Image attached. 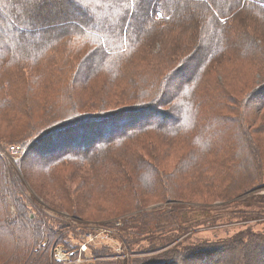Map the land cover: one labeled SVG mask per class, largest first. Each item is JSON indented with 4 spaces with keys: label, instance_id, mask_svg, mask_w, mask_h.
<instances>
[{
    "label": "trees",
    "instance_id": "1",
    "mask_svg": "<svg viewBox=\"0 0 264 264\" xmlns=\"http://www.w3.org/2000/svg\"><path fill=\"white\" fill-rule=\"evenodd\" d=\"M53 1L0 0V113L8 111L6 117L0 115V126L5 125L10 136L6 139L0 131V145L7 143V150L18 147L20 159L16 169L8 164L11 158L0 154V264H74L78 255L86 253L79 251L86 240L77 241L75 248L70 242L85 229L49 216L27 194L25 181L39 188L36 191H44V198L56 208L80 219L129 214L114 228L128 247L154 233L159 237L149 242L153 249L186 233L195 237L202 227L218 220L208 210L175 203L167 210L140 212L148 200L208 198L206 184L214 185L224 197H229L231 189L232 196L223 200H231L238 213H247L237 209L241 206L254 210L239 215V220L264 217V195L252 194L264 188V113L258 114L264 109V35L255 30L264 27V0H64L56 19L51 14L43 16V4ZM64 47L69 51L64 58L67 64L51 66L50 81L39 89L43 94L33 92L31 79L24 80L20 74L2 79L12 68L38 65L47 55L45 62L49 61L54 51ZM146 55L163 61L156 70L161 71L164 63L173 70L160 76L152 69L132 70L134 65L145 69ZM235 61L263 65L254 80L259 84L240 97L211 77L216 76L214 69L228 68ZM241 67V71L232 70L241 73L240 83ZM99 79L124 85L127 102L136 104L125 111L82 113L84 94L76 93L85 92ZM173 82L178 86L172 88ZM90 97V106L99 107L105 101L100 98L97 104L95 93ZM47 123L59 125L43 129ZM87 128L90 133L80 132ZM52 131L61 133L63 142L41 147L47 143L39 144L38 135ZM177 154L180 159L172 164V174H167L165 163L171 158L173 162ZM243 159L252 173L238 177L234 170ZM67 169L75 175L74 195L67 177L59 184ZM122 188L132 192L130 211L98 204L94 216L89 215L90 200L115 199L125 192ZM256 227H247L209 249L221 252L225 246L226 253L245 249L247 255L254 253L256 264H264V229ZM180 243L172 248L176 258L171 264L177 260L204 264L197 257L207 253L208 247ZM58 246L70 255L67 263L55 260ZM160 258L129 264H167Z\"/></svg>",
    "mask_w": 264,
    "mask_h": 264
},
{
    "label": "rangeland",
    "instance_id": "2",
    "mask_svg": "<svg viewBox=\"0 0 264 264\" xmlns=\"http://www.w3.org/2000/svg\"><path fill=\"white\" fill-rule=\"evenodd\" d=\"M57 1V2H56ZM53 1L52 3H46L43 4L42 6V11H45V14L43 16H54L53 18H57V8L61 6H65V1L64 0H56ZM63 9V8H62ZM60 8V11L63 12ZM56 11V12H55ZM56 13V14H55ZM51 14V15H50ZM251 19V18H250ZM250 31V29L248 28ZM256 31H259L262 35H264V27L258 26L255 28ZM64 44V43H63ZM67 48H63L61 51L58 49V53L56 51L53 52V57L49 61L45 60L49 55L46 57L42 58V62L39 63L38 65H22L17 68H12L8 73H5L2 77L3 80L6 79V75L10 74L11 78L16 77V74H20L22 78L25 80V78H30L31 81L33 82L34 90L36 94H43L44 90H39V89H45V85L48 84L50 81L51 76H48V72L51 69V66L54 63H58L62 65L67 64V60H64L65 57H67V54L69 51L66 50ZM87 53L90 51V48L84 49ZM156 51V50H154ZM62 52L64 54H62ZM180 52V51H178ZM147 56V64H145V69L138 68L137 66L134 65L132 67L134 71L136 72H147L152 69V72H155L157 76L165 75L167 74L172 67L167 66L165 63L161 66H159L162 70H156V67H158L157 64L163 63L160 59L156 57H152V55H146ZM78 61V59H75L73 62ZM150 61V62H148ZM138 64V61H137ZM241 66L244 67V72L242 73L243 79H241V83L238 81L240 78L241 73H234L232 72L233 68L235 71H241L243 69ZM262 67L263 65H259V67ZM140 67V66H139ZM258 67V61L253 62L251 64H247V66L244 64V62H236L233 64V66H230L222 69H214V75L216 76H211L215 77L218 79L221 83H223L226 86L231 87L234 90V93L237 92L236 95L237 97H240L241 95L244 94V92L248 91L250 88L253 86L259 84L257 81L255 82L258 78V73H261V69ZM264 69V68H263ZM262 69V70H263ZM55 70V69H54ZM173 70V69H172ZM32 71H35L34 74H30ZM56 71V70H55ZM38 74L37 76L35 74ZM152 75V73H151ZM149 75V76H151ZM59 76V75H58ZM107 79H99L96 83H94L88 90H78L79 93H76L77 96L83 95L82 99V113H103L106 111H114V110H122L125 111L126 108H130L131 106L135 105L136 102H127L126 96H124L126 93V87L124 85L121 86V84L118 85L115 84H110L109 82L106 81ZM112 83L114 79L110 80ZM253 82V83H252ZM252 83V85L250 84ZM173 87L175 88L176 83L173 82ZM39 90V91H37ZM172 90V89H170ZM24 91V89L22 90ZM172 92V91H171ZM95 93L96 94V99H97V104L100 103L102 99H105L103 102L102 106L96 107L95 105L90 106L89 100L91 99V94ZM169 95V94H168ZM38 98V95H36ZM148 97V96H146ZM102 98V99H100ZM145 98V97H144ZM40 105V102L38 101V106ZM6 112H1L0 115L3 117H6ZM264 109L258 113V114H263ZM256 115L255 113H252ZM74 120V119H72ZM70 121V120H69ZM124 123V120H122L120 125ZM55 125V126H54ZM59 124H54V123H47L44 125L43 129L45 128H57ZM7 127H9V124H6ZM116 125H110V128L115 127ZM257 126V124L255 125ZM82 128V127H81ZM92 128V127H91ZM0 131H3L5 133V138L8 139L10 138L9 133L5 125L0 126ZM80 130H77L75 132H78ZM74 132V133H75ZM80 132L90 133L89 128L85 130H81ZM61 133L58 131H52L48 134H43L44 137H42V134L38 135L39 138H37L38 141L42 140L39 142V144L42 143H47V144H42L41 147H44V145H50L54 146L57 144H60L61 140H59ZM41 137V138H40ZM54 138V139H53ZM57 140L56 142L54 140ZM32 140V139H30ZM35 140V141H37ZM7 143H3L0 145V154L7 159V149H6ZM51 147V148H52ZM185 151L188 150V148H184ZM179 158V154L176 155V158L172 162L171 160H168L165 163V172L167 174L173 172L172 168L174 163H177ZM20 159L17 158L15 159H10L7 160L8 164L11 167L18 168L16 164L18 163ZM30 161H34V158L32 157ZM244 162H239L237 165H239L235 170H234V175L238 174V177L241 174H246L248 175L252 169H249L248 164H246L245 159H243ZM241 165V166H240ZM38 167L37 169H39ZM241 172V173H240ZM38 173V172H36ZM70 169H67L65 173L61 174L62 180L59 181L61 184L64 179L66 178V181L69 185V191L71 194H75V187L76 184L72 180L74 179L75 175L70 174ZM143 171L141 170V174ZM39 174V173H38ZM42 177V176H39ZM186 183L189 181L188 178H184ZM207 182H212V179H205ZM235 180V178H234ZM58 184V185H59ZM211 184H206L205 189H207L210 193V197L206 198L203 196L202 198H197V197H192L188 201H181V202H172L168 200H148L147 205L144 209H140L141 213H152L156 210L165 208L167 210L170 207V204L175 203L176 205H181L183 208H191V209H200V210H208L210 216H215L218 220H213L209 225H206L202 227V231L199 233H196L194 236L191 237V233H186L179 237L178 240L176 241H169V242H164L166 243L163 247L162 245L158 246L156 245L155 249H153V246L149 244V242H154L152 239H155L159 237V234H152L148 237H146L145 240L141 241L138 243V245H133V246H126L124 245L121 240L118 237L117 232L114 230L115 225L117 224H122V221L127 219L130 215L125 214L116 218H111V219H105V220H99L95 219L93 217L88 218V217H82L81 219L77 216H73L70 213H67L66 211L60 210L56 208L54 203H51L48 201L46 198H44V191H36L38 189L32 188V185H29L28 181L24 182V187L26 189L27 194L33 199V201L38 204L40 207H42L46 213L58 220H62L67 224L72 225L73 227H77V229L82 228L85 229L86 232L84 234L78 235V239H71L70 242L73 244L74 248L77 246L78 242L77 241H84L87 242V244L82 245L85 247H88V251L86 249V253L82 256L78 255L76 258L74 264H129L130 262H134L137 260H145V259H155L157 257H161L160 259H164L167 261V264H171L172 260L176 258V253H174L175 249H172L175 247V244L178 242H181V246L183 245H189L190 247H195V246H202V247H208L207 248V253L203 254L201 253L198 255L197 258L202 259L204 264H226L228 259L230 258V264H256V256L254 253H248L246 254V250L244 249L243 251L240 252H233V253H226V247L223 246L221 247V252H216L214 251L215 248L209 249L210 245H217L222 239H228L230 237H233L234 234H237V232L245 230L247 227L249 228H254L257 229L256 226H260L258 228H263L264 229V217L259 218V219H247L244 221L239 220L238 216L239 215H249V213H254V210L251 208L250 211H248V208H237L240 209V212L246 213V214H240L236 209H234L233 204H230L232 201L231 200H223V198H229L232 196V191L230 189L229 192V197H224L223 195H220L219 189H217L214 185L210 186ZM46 186L45 182L42 187ZM77 186V188H80ZM191 186V184L189 185ZM141 187V186H139ZM261 187V186H260ZM125 189V188H122ZM185 190L189 191V187H185ZM36 191V192H35ZM135 191V189H134ZM205 194V192H203ZM253 195L259 196V195H264V188H260L254 192H252ZM132 192L129 189H125V192L122 193V191L116 195L115 199H110L108 198L105 201L99 202L98 199L96 200H90V203L88 204L91 206V210L89 211L90 216H94L95 210L98 207V204L101 206H116L121 209H128L125 211H130L129 208H132L134 205V199L131 197ZM127 196V197H125ZM243 196V195H241ZM237 198V197H236ZM234 198V199H236ZM241 198V197H240ZM253 197L247 198V199H242L239 202H247L248 200H251ZM231 199V198H230ZM233 200V199H232ZM8 204V209H10V213L13 214L14 208L10 203L6 200ZM264 206V205H263ZM134 212H131L133 214ZM237 216V219H236ZM257 223V224H256ZM84 227V228H83ZM254 231V230H253ZM171 232L166 233L167 237H170ZM194 234V233H193ZM264 234V232H263ZM76 240V241H75ZM170 240V239H169ZM203 244H207L204 246ZM81 246V247H82ZM80 247V248H81ZM160 247L162 249H160ZM79 248V251H80ZM166 252V253H165ZM166 256L164 257L163 255ZM258 256V255H257ZM207 258V260H204ZM260 258V257H259ZM258 259V258H257ZM170 261V263H168ZM173 264H192L190 262L184 261L180 263L178 260L175 261Z\"/></svg>",
    "mask_w": 264,
    "mask_h": 264
},
{
    "label": "built area",
    "instance_id": "3",
    "mask_svg": "<svg viewBox=\"0 0 264 264\" xmlns=\"http://www.w3.org/2000/svg\"><path fill=\"white\" fill-rule=\"evenodd\" d=\"M19 155V148L15 146H11L7 150V156L11 159H17ZM85 246H82L80 248V252L85 251ZM54 257L57 262L60 263H67L69 261L70 255L66 253L61 246H58L57 248L54 249Z\"/></svg>",
    "mask_w": 264,
    "mask_h": 264
},
{
    "label": "snow or ice",
    "instance_id": "4",
    "mask_svg": "<svg viewBox=\"0 0 264 264\" xmlns=\"http://www.w3.org/2000/svg\"><path fill=\"white\" fill-rule=\"evenodd\" d=\"M37 2H38V3H43V2H44V0H37Z\"/></svg>",
    "mask_w": 264,
    "mask_h": 264
}]
</instances>
